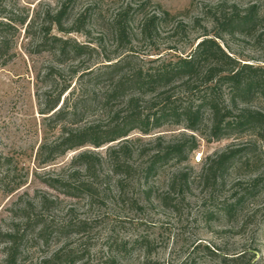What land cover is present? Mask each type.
I'll list each match as a JSON object with an SVG mask.
<instances>
[{"label":"trees","instance_id":"16d2710c","mask_svg":"<svg viewBox=\"0 0 264 264\" xmlns=\"http://www.w3.org/2000/svg\"><path fill=\"white\" fill-rule=\"evenodd\" d=\"M78 2L60 0L57 8L31 15L18 0H0V67L15 58L22 31L31 40L33 53L51 57V65L40 78L44 90L36 95L38 113L45 122L44 137L35 153L38 165L51 164L83 147L119 144L106 159L92 152L80 154L72 162L76 170L65 179L44 180L46 186L90 205L110 201L139 208L134 195L143 193L148 200L153 197L156 188L149 180L160 168L170 161L186 160L198 150L194 134L209 143L252 140V144H237L206 158L198 178L172 174L158 202L174 211L196 181L212 192L225 184L230 172L264 154V65L245 63L228 53L217 37L208 35L193 44L186 55H141L132 45L133 38L153 42L158 28L170 19L169 14L147 15L151 0H130L103 21L92 1L69 19L70 10ZM95 21H103L107 29L90 39ZM263 22L264 14L253 6L242 15L233 11L218 24L221 31L235 35ZM73 33L88 36L89 41L79 42L70 36ZM166 126L180 127L193 135L183 134L176 142L156 150L148 155L146 163H131L134 153L124 144L126 138L133 132L150 135ZM103 160L109 162L105 175L97 170ZM20 168L17 160L0 152V184H12L8 192L25 186L27 176L14 180ZM135 178L138 189L132 192L129 184ZM251 190L241 189L231 201L221 202L216 213L233 216ZM37 199L38 203L24 202L16 210L18 222L0 233L4 264H19L27 242L42 239L47 244L53 234L50 227L36 228L41 224L40 216L44 217L41 213L55 209L60 202L45 196ZM68 227L65 222L54 232ZM231 259L243 261L242 255ZM69 262L59 254L43 261ZM114 263L111 260L107 264Z\"/></svg>","mask_w":264,"mask_h":264},{"label":"rangeland","instance_id":"374dc122","mask_svg":"<svg viewBox=\"0 0 264 264\" xmlns=\"http://www.w3.org/2000/svg\"><path fill=\"white\" fill-rule=\"evenodd\" d=\"M92 1L104 21L130 0H79L70 10L69 19ZM18 2L34 15L57 8L60 0ZM253 6L264 14V0H151L147 15L167 13L170 19L158 28L153 42L134 37L132 45L141 55H153L151 58L158 55L178 57L188 54L193 44L208 35L217 37L228 53L245 63L264 65V22L251 31L235 35L221 31L218 24L233 11L242 15ZM103 21L94 22L90 39H96L99 30L107 29ZM137 23L135 19L134 26ZM70 36L79 42L89 41L88 36L76 33ZM32 49L31 40L22 31L16 43L15 58L0 67V152L19 162L21 170L15 181L27 176L25 186L16 192L7 191L12 184H0V233L18 222L16 210L24 202L38 203L37 198L45 196L58 199L60 204L41 213L44 217L40 216L41 224L36 228L47 226L53 231L47 244L42 239L27 242L19 264H44V259L55 254L68 262L72 260L69 264H107L111 260L114 264H264V154L254 163L230 172L225 184L212 192L196 181L177 210L158 202V195L167 191L172 174L198 178L206 158L237 144H252L251 139L209 143L201 135L194 134L198 150L186 160L170 161L160 168L149 180L156 188L153 197L148 200L140 192L134 195L139 208L115 205L110 201L90 205L86 200L65 197L46 186L44 180L65 179L76 170L72 162L80 154L92 152L106 159L109 151L117 149L119 144L83 147L51 164L38 165L35 153L44 137L45 122L38 113L36 95L44 90L40 78L51 65V57L47 53H33ZM183 134L193 135L180 127L167 126L150 135L131 133L124 142L134 153L130 162L146 163L148 155L176 142ZM100 164L97 170L105 175L109 162L103 160ZM80 178L84 179V175ZM137 178L130 181L132 192L138 189ZM143 183L141 180L140 184ZM247 188L253 190L233 216L216 213L221 202L231 201L241 189ZM65 222L69 226L66 230L54 232ZM3 247L0 242V264L5 260ZM239 255H242V262L231 259Z\"/></svg>","mask_w":264,"mask_h":264}]
</instances>
